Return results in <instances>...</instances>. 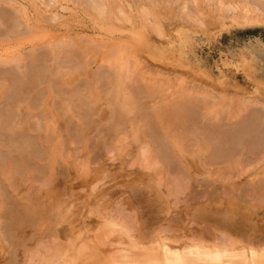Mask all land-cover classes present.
Returning a JSON list of instances; mask_svg holds the SVG:
<instances>
[{"label": "rangeland", "instance_id": "obj_1", "mask_svg": "<svg viewBox=\"0 0 264 264\" xmlns=\"http://www.w3.org/2000/svg\"><path fill=\"white\" fill-rule=\"evenodd\" d=\"M28 1L16 0L15 6L20 7L16 8V10L19 11L14 10L12 8L14 6L8 7L10 15H13L18 20V27L16 26L17 32L15 29L10 32L14 34L12 35L14 37H6L5 34L9 33L5 28L7 26L0 23L1 62H6L5 59H9V57H17V54H21V56L27 55V58L34 53L36 57L38 54V59L40 58V61L36 58L37 61L33 59L36 62L30 60L31 64H28L30 63L28 61L32 58L31 57L28 61H25V63L22 62L19 66L14 65V63H0V170L3 168L0 173L4 169L8 172L7 176L3 172V174L1 173L3 176L0 174V207L2 208V205L4 206V210L0 208V218L4 219L6 224L5 232L12 230L16 232L19 230L17 233L20 232L22 235L25 234V236L29 235V237H32L31 241H34V244L31 246L30 241V244L28 243L25 245L21 240V244L17 242V246H14L13 244L11 245L7 239L6 242L5 240L0 242V264H9L8 261L10 262V260V264H14L15 262L16 264H22L23 262V264H27L28 260L35 261L36 258L34 257H37V250L42 251L44 249L46 251L45 247L50 249L54 247L55 242H57V246H64L68 243L76 242V240L72 238L67 237V239H64L65 233L67 232V224L64 222L59 223L57 225L58 228L55 227V231H58L59 234L57 235L59 236V240H55L57 239L55 235L56 232L53 233L54 235H51L52 239L50 235H46L47 227L51 225V220L49 218L32 220L30 223H33V226V224L31 225L30 223L25 225L23 224L25 222L19 221V218V220H17L15 216L14 218L13 215H11L14 214L13 207L16 205L27 207L30 205L28 208H33L37 206V204L41 206L47 203L52 197V199L59 198L63 200L69 209L78 206L83 211L81 216L76 219L77 227L85 226L91 228L92 223L98 220L100 216L96 210L102 212H104L103 210L112 212L115 210H123L133 217V222L136 225V227H130L129 229H138V231H130L127 229L130 233L135 234L136 232L137 235L141 226L146 228L145 231H149L147 238H145L144 242H141L139 246H135L131 242V237L134 234H131V237L125 236V238L122 234H118L119 236L106 235L107 241L104 243V246H100L102 249L100 251L101 259L113 258L114 260L115 258H119L121 253L131 250L137 252L138 249L141 248L151 253L156 245L153 236L156 231L155 229L164 224H168L169 227L172 228L171 231L177 232V234L173 235V238L177 237L179 246L186 247L185 249L183 248L186 264H206L205 258L197 254L198 248L194 246L187 247L189 242L194 245L201 240V244L197 245H202L203 250H207L210 246L219 249L222 247L219 245V243L222 245L220 242L222 236L226 235H229L233 239L243 240L247 245V247L243 249V252L234 244H230L228 245L231 251L230 253L248 254V252H253L256 256L255 258L260 259L261 257L257 256H259L260 251L264 252V227H262L264 224L262 223V226L255 224L251 219L246 222L243 218L244 216L247 218L253 216L250 214L251 212L253 213V210H255L258 216L264 218V150L261 151L262 153L260 152V154L259 149L256 147L259 143H262V147L264 146V127L261 129L256 123L251 122L256 115L264 113V109L259 107L261 105H256L258 103L257 101H255L256 104L254 102L257 96L264 99L261 91V95L259 92L257 93V91L262 88L260 87L262 86L261 82H264V13L262 15L259 14V10H264V0H252L251 5H256V7L258 6L260 8L257 12L255 9V12H249L247 16H243V10L239 7H237V10L235 7L236 5L239 6L244 0H233L232 2L236 1L240 3L235 6L231 3L234 8L231 6L230 10H226L221 6L228 0H212L213 2L211 0H196V3H194V0H189L191 3L186 4L185 7L182 3L185 0H113L119 10L123 9L122 13H118V10L115 8L116 15L114 20L112 18L114 17L113 12L115 9L114 11H112L111 8L106 9V11L102 10V16L104 15L103 17H105L102 21H100L101 14L99 17L100 19H95L93 13H90L91 9L88 10L82 0H56V4L50 5L49 3L50 6L47 0ZM218 1L223 2V4L221 2L217 4ZM135 2H140L138 3L139 6L135 4ZM145 4L148 7H143ZM45 5H48V7ZM138 7L139 10H137ZM149 7H153L154 11L153 8H150L151 10L149 11ZM188 9L197 12L195 15H198L201 21L200 23L198 21L192 22L185 17V15L187 16V13L190 12H187ZM142 10L148 12L153 11L152 14H154L155 20H157L159 24L160 35L156 34L151 27L149 28L146 21L140 19L139 15ZM157 11H159V13ZM96 12L95 10L94 13ZM96 15L98 17L99 13ZM106 15L108 20L112 19L110 21L112 22L114 20V22L111 23L108 21ZM257 15L261 17H257ZM116 16H119L118 19L120 20H118ZM122 19H124L125 21L123 22L126 23L119 22L122 21ZM115 21L117 22L115 23ZM152 21L149 22V25ZM18 23H22V25L20 26ZM25 25L31 28L28 26H26V28ZM3 28L5 30H3ZM27 29L34 30L33 33L31 32L32 35H30L31 33H29ZM61 40L63 42H70V48H73V50L74 48H79L77 49L78 51L83 49V53H75V55L78 54L80 56L78 57L76 55L78 58H76L75 55L69 57L68 59L71 61L68 63L69 60H67L66 57H62L63 54H67L65 53L67 49L61 48ZM97 43L100 48H103V45H107V47L105 46L104 49H100L99 52L93 50L96 56L89 58L90 60H86V57H88L87 52H89L93 46L95 48ZM100 43L102 46H100ZM49 44L53 47L58 45V48L60 46L63 54L60 50H57L61 55H59L57 51L56 53L58 55L56 53V55H53L54 53H52V50H50L51 52L49 51V49H51ZM116 44L120 45L119 47L121 48L125 45L126 47L124 46L122 49L128 48L127 51L130 52L131 50V52H122ZM109 47L110 49L112 48V50L116 47V49H119V52L124 55L134 53L133 55L137 58L138 62L135 57L131 58L132 54L130 56L128 55V60L131 61L133 59L135 61H131V66L136 64V68H134L135 66L132 67L130 72L132 82L134 80H144L145 83L149 82L147 86L150 85L149 87L155 90V93H152L153 91L149 93V91L146 90L147 93L141 92L135 95L137 98L133 101L136 102L137 105L135 107L131 104L127 106V111L132 109L133 115H123L125 113L124 107L121 109V105H119L118 101L115 99L114 102L112 101L114 104H111L114 107H109L112 112L116 108V111L113 113L114 115L112 114L109 117L104 115V113H107V111L103 112L108 108V105H106L105 109L102 107L104 110L99 112L101 115L103 113L105 117L101 116V118H98L96 116L98 110L94 107V103H91L92 101L88 102L89 100L85 97L86 91L89 88L92 90L94 84L96 83V86L99 81L102 82L98 84L99 91L101 90V92H103L107 90V88L109 89L112 74L118 71L102 60V57L105 56L104 53H107L106 48L109 49ZM35 48H37V50ZM77 50L75 49L74 51L78 52ZM39 53H44L43 56L45 57L41 55L44 59L39 56ZM54 56L59 60L57 61ZM1 57H3V59ZM73 57H75V59ZM80 57H84L83 59L85 60L82 61ZM54 59L56 62H60L61 65L58 64L61 67L78 73L79 77L75 75L77 79L74 78L76 81H72V84L70 82L72 87L74 86L75 88L70 89L71 86H65V88L68 87L71 90L67 88V92L70 91V94L73 92L72 89H76V92H78L76 95L74 90L76 96L72 98L71 96L66 97L69 93H65V95L59 90V88L63 86L59 87L58 84H50L49 67L47 66L52 64ZM63 59H65L67 63H63L65 61ZM43 61L46 66H42V64H44ZM99 61H103L104 63H99ZM37 69H39V72L41 71L38 84H36L38 86L35 85L36 87L34 86L35 88H33L32 92L29 90L31 94L29 91V94H21V101L18 100L13 108H8L10 106L7 100V94H5V97L2 92L7 86L6 83L9 84L10 82L7 81L8 79L6 77H15L18 73L21 74L24 79L28 76V73L31 75ZM245 69L250 72L251 78L244 73ZM46 70L48 71L46 72ZM146 74H148V76H146ZM114 75L116 74H113V77ZM157 77L158 79L161 78L158 87L156 86V81H158ZM155 79L156 81L154 82ZM48 81L50 83H48ZM74 83L76 86L73 85ZM51 85L52 87L55 85V88L57 85L55 92V89L51 88ZM50 89L53 91H49ZM131 90H134L132 86ZM60 94L63 98L57 96ZM39 95H41L45 103H47L45 99L52 100V105H54L56 96L61 98L59 100L57 99L61 104L70 100L66 98L72 99V108L63 118V120H67V125L69 122L70 127L65 128L67 127L66 125H64V127L53 125L57 128L55 127L56 129L52 131L51 128L54 127L50 125L51 123L49 124L51 118L47 117L51 111H47L49 107H47V109L44 108V105L47 106L48 104H43L41 99L38 100ZM242 101H244V103L248 102L249 104L246 103V105L250 106V108L247 109L244 107L242 110L241 108L246 106ZM73 102L76 104L80 103L81 107L83 106L80 112L75 107L76 105L74 106L75 103ZM48 103L49 105L51 104L49 101ZM241 103L243 104L242 107L240 106L242 105ZM181 104H183V106L187 105L189 106L188 108L193 109L189 110L191 112L194 111L193 113L190 112L191 115L194 114V119L196 118L195 116L198 115L195 119L196 121L192 120L194 125H188L187 127L188 121L181 122L178 121L180 119H174V121L165 119L166 114L162 116L164 113L160 114L159 117L161 118L157 117L155 122L153 120L152 122L154 123L151 126L145 125L142 121L145 119L143 115L146 110L150 112L153 111L157 114L164 110L173 109ZM183 106L181 105V108H183ZM73 107H75V109ZM118 108L121 109H119V113H121L123 117H118L117 115L119 114H115L116 112L118 113ZM188 108L184 107L189 113ZM255 108L258 110V113L253 110ZM73 109L75 111L77 109V113ZM202 109L205 110L203 111ZM259 109L261 110L260 112ZM213 110L217 112L215 113L216 115L206 114V112H212ZM8 112L10 117L9 114H5ZM202 112L205 113L201 116V114H203ZM73 114L77 116L75 117ZM3 115L5 118L10 119V128H2L4 121ZM213 117H216L215 119L218 120L212 121ZM248 117V123L245 124L243 121ZM162 119H165V121L161 123ZM58 123L60 122L58 121ZM195 123H197V125H195ZM160 124H162V127ZM228 125H232L231 128H229L230 126ZM48 126L50 128H48ZM129 126H131L132 129ZM139 126L141 128L145 126V129H140ZM208 126L212 127L210 128L211 130L207 128ZM213 126L215 128H213ZM113 128H116L115 131L117 130L115 135H113L114 131L111 130ZM174 131L178 132V136L185 145L186 151L185 153H181L183 156L177 152L178 148H172V144L168 138ZM60 138L62 139L61 141ZM142 143H148L151 147L163 149V151L166 149L165 154L167 153L168 160L159 156V163L153 164L154 168L152 167L151 169L149 166L143 165L135 155L138 145ZM253 145H255V147ZM53 146H56V149H53ZM57 146L59 148L58 151ZM61 147L63 148L61 149ZM55 150L58 154H56ZM58 157L59 159L57 161ZM53 158L56 162L53 161ZM194 160H199L201 162L203 167L202 171H195L190 167L191 162L193 163ZM18 161L21 162L19 163ZM22 163H24L22 165L23 167H21ZM157 167H166L167 169L163 168L165 171L163 172L164 177L162 176V181L164 179L165 182H172L178 176H181L186 179V183L183 186L184 188H181V191H171L173 198L171 215L167 217L165 221L159 222L158 225L149 226V214L144 213L145 216L143 217V210L146 212L144 208H146L147 205L144 202L138 201L140 200L139 198H143L142 196L148 189L151 190V188H147L141 184H134L133 181L136 180L138 182L139 177L141 178L143 174H146V176L149 174L148 177L151 178L150 186L154 189L161 188L163 190L161 181H158L159 178L152 175ZM4 175L7 177L6 179ZM169 183L167 184L171 187L170 184L173 185V183ZM70 193L72 195L76 193L77 199L75 200L76 197H74V195L72 196ZM78 195H80V197ZM137 199L139 200L137 201ZM233 200L235 201L231 202ZM226 204L231 205L233 207V213L237 214V217H233V220L242 221L244 224L249 222V225L252 223L254 224L253 229L249 230V227H243L244 229L240 234V232L232 228H227L223 230V232L217 226L207 227L208 223L201 220L200 210H209L208 208L210 207H216L217 213L210 217V220H212L211 222H213L220 218H225L227 213L230 214V206L228 207ZM204 207L206 208L204 209ZM196 208L198 209L196 210ZM241 209H247L245 210L246 213L247 211L250 212L247 215L243 213L244 211ZM197 211L199 213H197ZM138 213H141V218H139L141 221L137 219L139 222L136 223V218H138L136 214ZM10 216L19 221L18 226H20L19 228L23 227L21 230L24 231H20V229L16 228L14 219ZM233 220H231V223L234 224ZM12 221L14 222L13 225L15 228L9 226ZM30 228L31 230H29ZM178 229L181 230V233H178ZM182 230L183 232L186 231L185 233L189 236H186L184 233L182 234ZM93 232L95 231L93 230L92 233ZM117 233H123V231L119 230ZM97 234L100 233L98 232ZM180 234L181 237L178 238ZM190 235L191 238H189ZM45 236H47L46 239ZM110 238L119 241V249L113 250L112 244L114 242H111L109 240ZM41 243L44 245V248ZM37 244H41L42 247L41 245L40 247L43 249H40ZM50 244H53V246ZM36 246L39 249L35 251ZM18 247L19 249H17ZM34 252L36 256L32 257L31 255H35ZM244 256L245 254L243 256L235 255L230 257L233 261L230 262V264H245L244 259L246 256ZM29 257H32V259ZM104 259L100 260L99 263L104 264ZM133 259L136 260L139 258L136 257ZM31 261H29L28 264H34V261L32 263ZM136 261L141 262L142 260L139 259ZM152 262L153 260L150 257L148 264Z\"/></svg>", "mask_w": 264, "mask_h": 264}, {"label": "bare ground", "instance_id": "obj_2", "mask_svg": "<svg viewBox=\"0 0 264 264\" xmlns=\"http://www.w3.org/2000/svg\"><path fill=\"white\" fill-rule=\"evenodd\" d=\"M28 1V0H27ZM31 1V0H30ZM45 1V0H44ZM47 1H49L48 2V5H49V3H50V5H55L56 4V0H47ZM62 1V0H61ZM65 1V0H64ZM77 1V0H76ZM83 1V3L86 5V7H87V9L88 10H90V13L92 14L93 13V15H94V17H95V19L97 18V19H100L99 17H100V14H101V19H100V21H102L103 19H105V17H103L102 16V10H105L106 11V9H109V8H111L112 9V11H114V9L116 8L118 11V13H122V10H119L117 7H116V3L114 4V1L113 0H82ZM171 1V0H170ZM192 1V0H191ZM210 1V0H209ZM212 1V0H211ZM223 1V0H222ZM227 1V0H226ZM233 0H228L225 4H223V2H221V1H218L217 2V4L219 3V2H221L223 5H221L222 6V8L224 7V9H226V10H230L231 8V6H232V4H234V6L236 5V4H239L238 2H232ZM239 1V0H238ZM250 0H244V2L242 1V3L241 4H239V6H235L236 7V9H237V7H239L241 10H243V12H244V15L243 16H247V14L249 13V12H252V11H254V9H255V11L257 12L258 10H259V8L260 7H256V5L255 6H253V5H251V3H252V0L249 2ZM258 1H263V0H258ZM29 2V1H28ZM33 2V1H32ZM72 2V1H71ZM131 2V1H130ZM153 2V1H152ZM213 2V1H212ZM15 3H16V0H14V1H11V0H0V23H2V24H4L5 26H7V27H5L6 28V31H8L9 33H7V34H5V36L6 37H11L12 35H14V34H12V33H10L11 31H14V29L16 30L17 29V22H18V20L13 16V15H10V13H9V10H8V7H12V6H14V7H12L14 10H16V8H18V7H16L15 6ZM51 3H53V4H51ZM55 3V4H54ZM66 3V2H65ZM68 3V2H67ZM138 3H140V2H138ZM138 3H136L135 2V4H137L138 6H139V4ZM170 3V2H169ZM175 3V2H174ZM183 3V5H184V7H185V5L186 4H188V3H191L189 0H185L184 2H182ZM194 3H196V0H194ZM232 3V4H231ZM18 4V3H17ZM19 4H20V2H19ZM44 4H45V2H44ZM117 4H118V2H117ZM149 4H151V3H149ZM176 4V3H175ZM204 4V3H203ZM214 4H215V1H214ZM220 4V3H219ZM261 4V3H260ZM21 5V4H20ZM25 5V4H24ZM48 5L46 6V7H48ZM49 5V6H50ZM134 5V4H133ZM142 5V4H141ZM152 5V4H151ZM160 5V4H159ZM164 5V4H163ZM162 5V6H163ZM226 5V6H225ZM178 6V5H177ZM52 7V6H51ZM82 7V6H81ZM84 7V6H83ZM136 7V6H135ZM143 7H148V6H146V4H145V6H143ZM199 7V6H198ZM233 7V6H232ZM20 8V7H19ZM21 8H22V6H21ZM151 7H149V11L153 8H151ZM228 8V9H227ZM234 8V7H233ZM23 9V8H22ZM110 9V10H111ZM116 9H115V11L113 12L114 13V17L112 18V19H114L115 18V15H116ZM135 9V8H134ZM147 9V8H146ZM170 9H171V7H170ZM257 9V10H256ZM13 10V11H14ZM84 10H86V9H84ZM83 10V11H84ZM97 11L96 13H94V11ZM137 10H139V7H138V9ZM162 10V9H161ZM238 10V9H237ZM241 10H240V13H241ZM16 11H19V10H16ZM91 11H93V12H91ZM109 11V10H108ZM135 11V10H134ZM153 11H154V8H153ZM152 11V12H153ZM190 11V12H189ZM225 11V10H224ZM254 11V12H255ZM111 12V11H110ZM123 12H125V11H123ZM152 12H148V11H145V10H142V12H141V14L139 15L140 16V19L142 20H144V21H146L147 22V25L149 26V28L151 27V29L156 33V34H159L160 33V28H159V24H158V22H157V20H155V16H154V14H152ZM158 13H159V11H157ZM187 12H189V13H187V16L185 15V17L188 19V20H190V21H192V22H195V21H198L199 23L201 22L200 21V19H199V17H198V15H195V13L197 14V12H195V10L193 11V10H190V9H188V11ZM14 13H15V11H14ZM87 13H88V11H87ZM99 13V15H98V17H97V15L96 14H98ZM109 13V12H108ZM253 13V12H252ZM264 13V10L262 11V10H259V14L260 15H262ZM112 14V13H111ZM126 14V13H125ZM134 14H135V12H134ZM138 14H139V11H138ZM162 14V13H161ZM200 14V13H199ZM17 15V14H16ZM120 15V14H119ZM124 15V14H123ZM136 15V14H135ZM250 15V14H249ZM259 15V16H260ZM18 16V15H17ZM16 16V17H17ZM109 16V15H108ZM121 16V15H120ZM159 16V15H158ZM203 16V15H202ZM258 15H257V17H259ZM117 17V16H116ZM119 17V16H118ZM118 17H117V19H118ZM128 17H129V15H128ZM137 17V16H136ZM142 17V18H141ZM261 17V16H260ZM121 18V17H120ZM126 18V17H125ZM130 18V17H129ZM128 18V19H129ZM19 19V18H18ZM106 19H107V15H106ZM112 19H110V20H112ZM131 19V18H130ZM157 19V18H156ZM108 20V19H107ZM110 20H108V21H110ZM115 20V19H114ZM114 20L111 22V23H113L114 22ZM118 20H120V19H118ZM153 20V21H152ZM21 21V20H20ZM106 21V20H105ZM107 21V22H108ZM123 21H125L124 19H122V21H119V22H123ZM150 21H152V23H150V25H149V22ZM106 22V23H107ZM117 21H115V23H116ZM133 22V21H132ZM123 23H126V22H123ZM130 23V22H129ZM129 23H127V24H129ZM142 23H144V22H142ZM163 24V23H162ZM18 25H22V23H18ZM108 25V24H107ZM145 25V24H144ZM17 26V27H16ZM19 26V27H20ZM26 26H28V25H25V27ZM143 26V25H142ZM146 26V25H145ZM28 27H30V26H28ZM27 28V27H26ZM31 28V27H30ZM105 28V27H104ZM130 28V27H129ZM148 28V27H147ZM164 29V28H163ZM3 30H5L4 28H3ZM24 30V29H23ZM27 30H29V29H27ZM31 30H33V29H30L29 30V33H33L34 32V30L33 31H31ZM142 31V30H141ZM16 32H17V30H16ZM25 32H27V31H25ZM14 33V32H13ZM23 33V32H22ZM32 33L30 34V35H32ZM160 35V34H159ZM12 37H14V36H12ZM156 38V37H155ZM159 38V37H158ZM127 39H128V37H127ZM62 41V40H61ZM106 41V40H105ZM104 41V42H105ZM123 41V40H122ZM53 42V41H52ZM59 43V42H58ZM61 43V42H60ZM70 43V42H69ZM68 43V41L67 42H63L62 41V43H61V48H66L67 50H65V53H67V54H63L62 53V51H61V49H60V46H59V48L56 46H51L50 44H49V46H50V48L51 49H49V51L50 50H52V53H54L53 55H56L57 53L59 54V55H61V53L63 54L62 55V57H66V59L67 60H69V62L68 63H70V59H68L69 57H72L73 55H75V53H79V52H81V53H83V49H81V51H78L77 49H79V48H74V50L76 49L78 52H75L74 50H73V48H70V45L71 44H69ZM71 43H73V42H71ZM128 43V42H127ZM54 44H55V42H54ZM54 44H52V45H54ZM93 44H95V43H93ZM122 44V43H121ZM97 46H95V48H94V46H93V48L92 49H90L89 50V52H87L88 54H87V56L88 57H86V60L88 59V60H90L89 58H92V57H94V56H96V54H94L95 52H99L100 51V49H104L105 48V46L107 47V45H101V43H100V46H102L103 48H100V47H98V43L96 44ZM113 46V45H112ZM116 46L118 47V48H120L121 49V51L122 52H125V51H127V49H122L124 46H122V48L121 47H119L120 45H117L116 44ZM114 47V46H113ZM126 47V46H125ZM36 50H37V48H35ZM62 49V50H63ZM39 50V49H38ZM60 50L61 51V53L60 52H58V51ZM95 52H94V51ZM106 50H107V53L105 52L104 54H105V56H106V58H105V56H104V54H103V56L104 57H102V60L106 63H108L109 65H111V66H113V68H115L116 70H118V71H116V73H113V74H116V75H114V77H113V74H112V77H111V81H110V77L108 78L109 79V81H110V87H109V89L107 88V90H104L103 92H101V90L99 91L98 89H99V83L101 82V81H99V83L95 86V84H94V86H93V88H92V90L89 88L86 92V98L89 100L88 102H90V101H92L91 103H94L93 105H95L94 107H96V110H98V112L96 113V116L98 117V118H101V116L102 117H109L110 115H112L113 113H114V111H116V108H115V110L112 112V111H110L111 109L110 108H112V107H114V106H112L111 104H114V103H112V101L114 102L115 101V99L118 101V103H119V105H121V109L123 108L124 109V111H125V113L123 114V115H126V114H131V115H133L132 114V112H133V110L132 109H130V110H128L127 111V106L128 105H132V106H136L137 104H136V102H134L133 100H135L136 98H137V96H135L137 93H141V92H146L147 93V91H149V93H150V91H153L152 93H155V90L153 89H151L149 86H147L148 85V83L146 82L145 83V81L144 80H134L133 82H132V79L130 78V75H131V69H132V67H134L136 64H133L134 66H131V61L133 60H128L129 58H128V55L130 56L131 54H127V52H129V51H127L126 52V54L127 55H124V54H122L121 52H119L120 50L118 49H116V47L114 48V50H112V48L110 49V47H109V49H107L106 48ZM105 50V51H106ZM49 51H47V52H49ZM55 51V52H54ZM56 51H57V53H56ZM64 51V50H63ZM40 52V51H39ZM51 52V51H50ZM101 52H102V50H101ZM130 52H131V50H130ZM129 52V53H130ZM133 52V51H132ZM19 53V52H18ZM38 53V52H37ZM56 53V54H55ZM103 53V52H102ZM121 53V54H120ZM40 55V57L41 58H43V57H45V56H43V54H41V53H39ZM51 54V53H50ZM57 54V55H58ZM99 54V53H98ZM134 54V53H133ZM131 55V58H133V57H135L134 55ZM16 55V54H15ZM19 55V56H18ZM43 57H42V56ZM52 55V56H53ZM78 57L80 56V55H78V54H76ZM75 55V56H76ZM99 55H102V54H99ZM17 57H9V59L7 60V59H5L6 60V62H1L2 60L0 59V63H14V65H16V66H19L22 62H24L25 63V61H28V59L29 58H31V59H29V61L28 62H30V60H33V59H36L37 57H38V54H37V57L35 56V54L33 53L32 55H30V56H28L27 58H26V56L27 55H22L21 56V54H17L16 55ZM47 56V55H46ZM68 56V57H67ZM76 56V58H78ZM124 56H126V57H124ZM8 57V56H7ZM55 57V56H54ZM60 57V56H59ZM61 57V58H62ZM2 59H3V57H1ZM74 59H75V57H73ZM81 58V57H80ZM84 57H82L81 59H82V61L83 60H85V59H83ZM99 59H101L100 57H98ZM38 59V58H37ZM37 59H36V61H37ZM40 59V58H39ZM38 59V61H40ZM44 59V58H43ZM46 59V58H45ZM55 59H57V61L59 60L58 58H56L55 57ZM54 59V62H52V64H50L49 66H47V67H49V74H50V76H49V81L51 82H49L48 81V83H50V84H58V86L60 87V86H63L61 89L59 88V90L61 91V93L63 92L64 94L65 93H69V95L68 96H66V97H70L71 96V98L72 97H74V96H76L77 95V93L78 92H76V89H74L75 90V94H74V90L72 89V93L70 94V89L71 88H75L74 86L72 87V81H76L75 79H77V76H78V73L76 72V71H69V70H67V69H65L64 67H61L60 65V62H56V60ZM98 59V60H99ZM135 59H136V61L138 62V60H137V58L135 57ZM53 60V59H52ZM63 60H65V59H63ZM8 61V62H7ZM34 62H36L35 60H33ZM46 61V60H45ZM61 61V60H60ZM103 61H99V63L101 62H103ZM134 61V60H133ZM27 62V63H28ZM44 62V61H43ZM72 62H73V60H72ZM103 62V63H104ZM135 62V61H134ZM133 62V63H134ZM50 63V62H49ZM60 65H59V64ZM63 63H67L66 62V60L63 62ZM28 64H31V62L30 63H28ZM27 64V65H28ZM26 65V66H27ZM39 65V64H38ZM43 65H45L46 66V64H45V62H44V64H42V66ZM63 65V64H62ZM70 65V64H69ZM71 65H72V63H71ZM68 67H71V66H68ZM32 68V67H31ZM134 68H136V66L134 67ZM36 69V68H35ZM43 69V68H42ZM47 69V68H46ZM43 70H45V69H43ZM48 70H46V72L48 71ZM30 71V70H29ZM133 71V70H132ZM45 72V73H46ZM75 72H76V74H75ZM21 73V72H20ZM244 73L246 74V75H248V77H250L251 78V76H250V72L248 71V70H246L245 69V71H244ZM48 74V73H47ZM48 74V75H49ZM133 74H134V72H133ZM24 75V74H23ZM30 73H28V79H27V77H25L24 79L22 78V75L21 74H18L17 73V75L15 76V77H12V76H10L9 78L8 77H6L7 79V81H10L9 82V84H7L6 83V88L5 89H3V93H4V95L3 96H5V94H7L6 96H7V100L9 101V106L10 107H8V108H13L14 107V105H16V102L19 100V101H21V98H20V96H21V94L23 95V94H27L28 93V91L30 90L31 92L33 91V88H35L36 86H38V85H36V84H38V80H39V75H41V71L39 72V69H37L35 72H33L30 76ZM75 75H77L76 77H75ZM119 75V76H118ZM25 76V75H24ZM133 76V75H132ZM146 76H148V74H146ZM150 76V75H149ZM5 77V76H4ZM79 77V76H78ZM43 78H44V76H43ZM75 78V79H74ZM142 78V77H141ZM156 78V77H155ZM149 79H150V77H149ZM151 79H152V77H151ZM160 79V80H159ZM158 79V77H157V80L158 81H156V79L154 80V82L156 81L157 82V87H158V85L160 84V82H161V78H159ZM47 80V79H46ZM131 83H130V82ZM143 83H145V84H143ZM153 81V80H152ZM160 81V82H159ZM162 81H163V79H162ZM70 82H71V84H70ZM97 82V81H96ZM102 83V82H101ZM163 83V82H162ZM161 83V84H162ZM68 84V85H67ZM70 84V85H69ZM151 84V83H150ZM36 85V86H35ZM40 85V84H39ZM52 85H51V88H53V89H55L54 90V92L56 91V88H57V85H56V88H55V85H54V87H52ZM73 85H75V83L73 84ZM134 85V86H133ZM152 85V84H151ZM261 85L262 86H260V87H262L259 91H257V93L259 92V94L261 95V93H260V91L262 92V95L264 96V82L262 83L261 82ZM35 86V87H34ZM65 86H71L70 87V91L69 92H67V88H65ZM76 86V85H75ZM131 86L134 88V90H131ZM155 86V87H156ZM4 87H5V85H4ZM48 87V86H47ZM160 87V86H159ZM49 88H50V86H49ZM48 89V88H47ZM258 89H259V87H258ZM37 90V89H36ZM58 90V89H57ZM147 90V91H146ZM29 91V93L31 94V92ZM49 91H53L52 89H50ZM138 91H140V92H138ZM7 92V93H6ZM43 92V91H42ZM53 92V93H54ZM28 93V94H29ZM34 93H36V92H34ZM256 93V94H257ZM63 95V94H62ZM66 95V94H65ZM5 96V97H6ZM8 96H9V99H8ZM36 96V95H35ZM58 97H61V98H63L62 96H61V94L60 95H57ZM56 96V100L54 101V105H52V100H47V99H45V101H47V103H45V102H43V100H42V98H41V95H39V98H38V100L39 99H41V101L43 102V104L45 103V104H48L47 106L46 105H44L45 107L44 108H46L47 109V107H49L48 109H47V111H51L50 112V114H49V116H47V117H50L51 119L49 120L50 122H49V124L52 126V127H54L53 125H60V127H64V125H66L67 127H65V128H68V127H70L69 126V122H68V125H67V120H63V118L65 117V115H66V113H68V111L69 110H71V108H72V105L73 104H71V98H66V97H64V98H66V99H70V100H68V101H66V102H64L63 104H61L58 100L59 99H61V98H58ZM11 97V98H10ZM49 98H50V96H49ZM53 98H54V96H53ZM53 98H51V99H53ZM232 98V97H231ZM247 98V97H246ZM256 98V97H255ZM254 98V99H255ZM11 99V100H10ZM33 99V98H32ZM35 99V98H34ZM58 99V100H57ZM240 99H242V98H240ZM244 99V98H243ZM232 100V99H231ZM239 100V99H238ZM251 100V99H250ZM48 101L51 103L50 105H49V103H48ZM61 101V100H60ZM117 101H116V103H117ZM241 101V100H240ZM244 101H245V99H244ZM244 101H242V103H244ZM246 101H248V100H246ZM255 101H257L258 103H260V104H256V102ZM81 102V101H80ZM254 102H255V104L256 105H261V106H259V107H262V109H264V99H261V98H259L258 96H257V99H255L254 100ZM21 103V102H20ZM73 103H75V102H73ZM84 103V102H83ZM220 103V102H219ZM241 103V104H242ZM246 103H248V102H245L244 103V105H246ZM80 104V103H79ZM79 104H74V106L79 110V112L81 111V109H82V107H81V104L79 105ZM86 104V103H85ZM249 104V103H248ZM106 105H108V108H107V110H104L105 109V106ZM111 105V106H110ZM182 106H183V104H181ZM181 105H177V107H175V108H171V109H169V110H164L163 112L161 111L160 113H155V112H153V111H145V113H144V117L143 118H145L144 120H142L144 123H145V125H152L156 120L155 119H157V117L158 118H161V117H159V115L160 114H162V113H164V114H162V116H164L165 114H166V118L165 119H168V120H172V121H174V119H176V120H178V119H180V120H178V121H181V122H186V121H188L187 122V125H186V123H185V125L188 127V125L190 126V125H194L192 122L193 121H196L195 119L197 118V116L198 115H196L195 117V119L193 118V116H194V114L193 115H191L190 114V110H193L192 108L190 109V108H188L189 106H187V105H185V106H183V108H181ZM198 105V104H197ZM196 105V106H197ZM224 105V104H223ZM8 106V105H7ZM176 106V105H175ZM220 106V105H219ZM241 107L243 106V104L242 105H240ZM75 107H73L74 109H75ZM86 107V106H85ZM104 109H103V108ZM110 107V108H109ZM117 107V106H116ZM184 107H186V108H188V111H189V113L187 112V110L186 109H184ZM204 107V106H203ZM241 107H239V108H241ZM244 107H246L247 109L248 108H250V106H243L241 109L243 110V108ZM125 108H126V110H125ZM195 108V107H194ZM245 108V109H246ZM73 109V110H74ZM77 109H76V111H77ZM85 109V108H84ZM119 109L120 108H118L117 109V111H118V113L116 112L115 114H119V115H117L118 117H123V115L121 114V113H119L120 111H119ZM120 109V110H121ZM140 109H142V108H140ZM190 109V110H189ZM205 109H206V107H205ZM204 109V110H205ZM211 109V108H210ZM244 109V110H245ZM44 110V109H43ZM86 110V109H85ZM95 110V109H94ZM102 110H104L103 112H105V111H107V115L104 113V115H103V113H102V115L99 113L100 111H102ZM203 110V109H202ZM203 110V111H204ZM255 112H257L258 110L255 108V109H253ZM7 111V110H6ZM75 111V110H74ZM75 111V112H76ZM250 111V110H249ZM261 110L259 109V112H260ZM73 112V111H72ZM74 112V113H75ZM78 112V113H79ZM84 112V111H83ZM122 112V111H121ZM141 112H143V111H141ZM140 112V113H141ZM194 111H192L191 113H193ZM240 112V111H239ZM242 112V111H241ZM11 113V112H10ZM47 113H49V112H47ZM77 113V112H76ZM123 113V112H122ZM203 114H201V116L202 115H204V113L205 112H202ZM207 113H209V115H213V114H215V113H217V112H214V110L212 111V112H206V114ZM258 113V112H257ZM256 113V114H257ZM4 114V113H3ZM5 114H9V112L8 113H5ZM4 114V115H5ZM72 114V113H71ZM79 114H81V113H79ZM205 114V115H206ZM255 114V115H256ZM3 115V118H4V121H3V125H2V128H10L11 127V122H9V120L10 119H8V118H5V116ZM47 115V114H46ZM74 116H75V114H73ZM114 115V114H113ZM120 115H122V116H120ZM208 115V114H207ZM216 115V114H215ZM218 115V114H217ZM12 116V115H11ZM73 116V117H74ZM77 116V115H76ZM75 116V117H76ZM79 116V115H78ZM128 116V115H127ZM192 116V117H191ZM235 116V115H234ZM9 117H10V114H9ZM125 117V116H124ZM140 117H142V116H140ZM204 117V116H203ZM217 117V116H216ZM215 117V118H216ZM133 118V117H132ZM137 118V117H136ZM135 118V119H136ZM192 118V119H191ZM209 118V117H208ZM207 118V119H208ZM214 117L212 118V121H215V120H218V119H215ZM251 118V117H250ZM103 119V118H102ZM124 119V118H123ZM165 119L163 120H161V123L163 122V121H165ZM205 119V118H204ZM104 120V119H103ZM118 120V119H117ZM130 120V119H129ZM154 120V122H152ZM193 120V121H192ZM199 120V119H198ZM248 120H249V117L247 118V119H245L243 122L245 123V124H247L248 123ZM58 121L60 122V123H58ZM134 121V120H133ZM130 122H132V121H130ZM169 122V121H168ZM176 122V121H175ZM251 122H253V123H256L258 126H259V128H261L262 129V127H264V113H259L258 115H256L252 120H251ZM55 123V124H54ZM56 123H58V124H56ZM151 123V124H150ZM160 123V122H159ZM190 123V124H189ZM192 123V124H191ZM252 123V124H253ZM48 124V125H49ZM141 124L143 125V123L141 122ZM140 124V125H141ZM181 124V123H180ZM237 124V123H236ZM255 124V125H256ZM263 124V125H262ZM49 125V126H50ZM155 125V124H154ZM162 124H160V126H161ZM195 125H197V123H195ZM48 126V128H50ZM157 126V125H156ZM205 126V125H204ZM226 126V125H225ZM228 126H230V125H228ZM232 126V125H231ZM231 126L229 127V128H231ZM234 126H237V125H234ZM242 126V125H241ZM56 127V126H55ZM51 128L52 129V131H54V129H56V128ZM59 127V128H60ZM130 128H131V126H129ZM135 127V126H134ZM140 127V126H139ZM145 127V126H144ZM144 127H140V129H145ZM162 127V126H161ZM164 127V126H163ZM206 127V126H205ZM238 127H239V125H238ZM248 127V126H247ZM151 128V127H150ZM149 128V129H150ZM207 128H209V130H211L210 128H212V127H207ZM213 128H215L214 126H213ZM226 128H227V126H226ZM244 128V127H243ZM45 129H47V128H45ZM50 129V130H51ZM61 129V128H60ZM64 129V128H63ZM116 129V128H115ZM115 129L113 128V129H111V130H113L114 131V134L113 135H115L116 133H117V130L115 131ZM132 129V128H131ZM167 129V128H166ZM175 129V128H174ZM185 129V128H184ZM193 129V128H192ZM236 129V128H235ZM240 129V128H239ZM50 130H48V131H50ZM62 130V129H61ZM68 130V129H67ZM67 130H65V131H67ZM134 130H136V129H134ZM146 130H147V128H146ZM226 130V129H225ZM60 131V130H59ZM201 131V130H200ZM8 132V131H7ZM47 132V131H46ZM135 132V131H134ZM157 132V131H156ZM170 132V131H169ZM193 132V131H192ZM202 132V131H201ZM211 132V131H210ZM13 133V132H12ZM54 133H56V132H54ZM68 133V132H67ZM66 133V134H67ZM138 133V132H137ZM140 133V132H139ZM244 133V132H243ZM208 134V133H207ZM134 135V134H133ZM139 135V134H138ZM179 134H178V132H176V131H174L173 133H171L170 134V137H168L169 138V140H170V142H171V144H172V148L174 147V148H178V150H177V152H179L180 154L181 153H185V151H186V149H185V145L182 143V139L178 136ZM208 136V135H207ZM58 137V136H57ZM60 137H61V135H60ZM230 137H231V135H230ZM158 138V137H157ZM183 138V137H182ZM57 139V138H56ZM59 139V138H58ZM65 139V138H64ZM148 139V138H147ZM10 140V139H9ZM62 139L60 138V141H61ZM146 140V139H145ZM245 140V139H244ZM58 141V140H57ZM137 141V140H136ZM135 141V142H136ZM148 141V140H147ZM134 142V143H135ZM150 142V141H149ZM222 142H223V139H222ZM252 143V142H251ZM254 143V142H253ZM64 144V143H63ZM62 144V145H63ZM226 144V143H225ZM257 144V143H256ZM61 145V146H62ZM246 145V144H245ZM244 145V146H245ZM58 146H59V144H58ZM58 146H57V151H58ZM65 146V145H64ZM165 146V145H164ZM254 147H255V145H253ZM56 146H53L52 148L53 149H56L55 148ZM210 147V146H209ZM225 147V146H224ZM256 147L259 149V153L261 152V151H263L264 150V146L262 147V143H259V144H257L256 145ZM51 148V149H52ZM63 147H61V149H62ZM165 148V147H164ZM170 148V147H169ZM251 148V147H250ZM207 149H208V147H207ZM211 149V148H210ZM54 151V150H53ZM52 151V152H53ZM56 151V150H55ZM56 151V154H58V152ZM165 151H166V149H164V151H163V149H156V148H153V147H151L150 146V144H144V143H142V144H140V145H138V147H137V150H136V157H137V159L143 164V165H145V166H149L151 169H152V167H153V164H158L159 162H158V160H159V156H162L165 160H168V157H167V153L165 154ZM182 151V152H181ZM189 151V150H188ZM46 152V151H45ZM192 152V151H191ZM59 153H60V150H59ZM219 153V152H218ZM262 153V152H261ZM260 153V154H261ZM55 154V153H54ZM192 154V153H191ZM263 154H264V152H263ZM45 155V154H44ZM182 155V154H181ZM188 155V154H187ZM47 156V155H46ZM54 156V155H53ZM58 156V155H57ZM180 156V155H179ZM183 156V155H182ZM89 157V156H88ZM229 157V156H228ZM55 158V157H54ZM54 158H53V161H54ZM226 158V157H225ZM58 159H59V157L57 158V161H58ZM182 159V158H181ZM56 160V159H55ZM89 160V159H88ZM2 162V161H1ZM19 163L21 162V161H18ZM25 162V161H24ZM54 162H56V161H54ZM61 162V161H60ZM215 162V161H214ZM219 162V161H218ZM239 163V162H238ZM24 163H22L21 164V167H23L22 165H23ZM51 164H53V163H51ZM86 164H87V162H86ZM16 165V164H15ZM54 165V164H53ZM191 166L190 167H192V169H194L195 171L197 170V171H202V164H201V162L199 161V160H194L193 161V163L191 162V164H190ZM204 165V164H203ZM1 166V165H0ZM56 166V165H55ZM163 166V165H162ZM3 167V166H2ZM237 167V166H236ZM8 168V167H7ZM20 168V167H19ZM154 168V167H153ZM163 168L164 167H157L156 168V171H154V174L152 173V175L153 176H156L157 178H159V182L161 181V183H162V185L161 186H163V190L160 188H153V187H151L150 186V177H148V175L149 174H147V176H146V174L144 175L143 174V176L140 178L139 177V179H138V182L136 181V180H132L133 181V183L134 184H141V185H143V186H145V187H147V188H151V190L150 189H148L147 191H146V193L142 196L143 198H139V199H137V201L138 202H144V203H146V205H147V207L146 208H144L145 209V211L146 212H144V210H143V217L145 216L144 215V213L146 214H149V216L150 217H148V219H149V221H148V225L149 226H154V225H158V223L159 222H162V221H165V219L167 218V217H169L170 215H171V208H172V200H173V198H172V194H171V191L172 192H175V191H181V188L184 186V184L186 183V179L185 178H183V177H181V176H178L176 179H174V181H172V182H170V181H166L165 182V180L163 179V181L161 180L162 179V176L164 177V171L165 170H163ZM3 169V168H2ZM1 169V170H2ZM164 169H166V167L164 168ZM0 170V171H1ZM7 170V169H6ZM167 170V169H166ZM235 170V169H234ZM19 171V170H18ZM3 173H5V175L7 176L8 174V172H6L5 171V169L2 171ZM1 172V173H2ZM20 172H22V171H20ZM0 173V174H1ZM2 173V174H3ZM1 174V175H2ZM20 174V173H19ZM5 175H4V178L6 179L7 177H5ZM257 175V174H256ZM3 176V175H2ZM177 176V175H176ZM258 176V175H257ZM175 177V176H174ZM253 178V177H252ZM256 178V177H255ZM166 180H167V178H166ZM4 181V180H3ZM173 183V185L172 184H170V183ZM160 183V184H161ZM167 183H169L170 184V186L171 187H169V185L167 184ZM159 185V184H158ZM184 188V187H183ZM238 188V187H237ZM154 189V190H153ZM131 191V190H130ZM71 194V193H70ZM53 195H55V194H53ZM72 195V194H71ZM74 195V197H76L75 198V200L77 199V194L75 193V194H73ZM72 195V196H73ZM57 196V195H56ZM79 197H80V195H78ZM47 198V197H46ZM45 198V199H46ZM53 198V197H52ZM49 199V201L47 202V203H45V204H42L41 206H38V204H37V206H34V204H33V208H28L27 206H14L13 207V213L14 214H11V215H13V217L15 218V219H17V220H19V221H22V222H25V223H23V224H25V225H27V223H30L32 220L34 221V220H36V219H44V218H46V219H50L51 220V225H48V227H47V236H51L54 232H56L55 233V235H56V238L57 239H55L54 237V239L55 240H59V236H57V235H59L58 234V231H55L56 230V228H58V224L59 223H66V224H64V225H66L67 226V232L65 233V236H64V239H67V237L68 238H72V239H74V240H76V242H73V243H68V244H66V245H64V246H57L56 245V243L57 242H55V245H54V247H52L53 246V244H50V245H52L51 247L52 248H50V246H49V248L50 249H47L48 247H45V249H46V251L43 249L44 248V245H43V248H41L42 247V245H41V247H40V245L39 244H37V246H39V248L40 249H43L42 251H40V250H37L36 251V249H39V248H37V246H36V248H35V251H36V253H37V257H34V258H36L35 259V261L34 260H28L27 261V264H28V262L29 261H31V263L34 261V264H102V263H99L100 262V260H103V259H101V256H100V251L102 250L101 248H100V246L102 247V246H104V243L107 241V238H106V235H108V234H110V235H114V236H116V235H118V234H122L123 235V237L125 238V236L127 237H131V234H134V233H130V231H132V230H136V229H132L131 228V230L129 229L130 227H136V225H135V223L133 222V217L132 216H130V215H128V213H126V212H124L123 210H119V211H117V210H115L114 212H112V211H109V210H103L104 212H102V211H100V210H96V212L97 213H99V218H98V220H96L94 223H92V227L91 228H88V227H85V226H81V227H77L76 226V219L77 218H79L80 216H81V214L83 213V211L78 207V206H74L73 208H68L67 206H66V204H65V202H63V200H61V199ZM37 199V198H36ZM237 199H238V196H237ZM4 200V199H3ZM35 200V199H34ZM213 200V199H212ZM235 200H233V201H231V202H234ZM2 202V201H1ZM26 202V201H25ZM21 203V202H20ZM36 203V202H35ZM39 203H41V202H39ZM43 203V202H42ZM159 203V204H158ZM4 204V203H3ZM23 204V203H22ZM30 204V203H29ZM74 204V203H73ZM246 204V203H245ZM26 205V204H25ZM40 205V204H39ZM76 205H78V204H76ZM145 205V206H146ZM226 205H228V204H226ZM124 206V205H123ZM208 206V205H207ZM214 206V205H213ZM230 206V207H229ZM135 207H136V205H135ZM208 207H210V206H208ZM223 207V206H222ZM228 207H229V212H230V214H228L227 213V215H226V217L225 218H220L219 220H216V221H213V222H211L212 220H210V217H212V216H214L213 214H215V213H217V208L216 207H210V208H208L209 210H207V209H205L206 207H204V209L205 210H200V215H201V220H203V221H205V222H207L208 224H207V227H212V226H217L220 230H226L227 228H232V229H235L236 231H238V232H240V234H241V232H242V230L246 227V228H248L249 227V230H252L253 229V225L254 224H250L249 225V222L248 223H245L244 224V222H242V221H238V220H233L234 218L233 217H237V214L236 213H233V207L231 206V205H228ZM235 207V206H234ZM1 208V207H0ZM8 208V207H7ZM7 208H6V210H7ZM212 208V209H211ZM240 208H241V206H240ZM1 209H3L4 210V206L2 205V208ZM119 209V208H118ZM198 208H196V210H197ZM250 209V208H249ZM12 210V209H11ZM242 211H244L243 213H246V211L245 210H247V209H245V210H243V209H241ZM252 210V209H251ZM139 211V210H138ZM221 211V210H220ZM220 211H218V212H220ZM12 212V211H11ZM250 212V211H249ZM249 212L247 211V215L249 214ZM196 213V212H195ZM197 213H199L198 211H197ZM141 214V213H140ZM139 213L138 214H136L137 216H138V218H136V223H138L139 221H141V220H139V218H141V215H140ZM250 214H252L253 216H249L248 218L247 217H245L244 216V218L243 219H245L246 220V222L249 220V219H251L252 221H253V223H255V224H258V225H263L264 224V218L262 217V216H258V214L255 212V210H253V213L251 212ZM230 215V216H229ZM255 215V216H254ZM4 216V215H3ZM9 216V215H8ZM147 216V215H146ZM11 217V216H10ZM13 217H11V218H13ZM13 218V219H14ZM19 218V219H18ZM32 218V219H31ZM198 218V217H197ZM241 218V217H240ZM12 219V220H13ZM14 219V222L12 221V225H13V223H14V225L16 226V228L17 229H20V231H24V230H21L22 228H19L20 226H18V223H19V221H17V220H15ZM29 219V220H28ZM139 221H138V220ZM212 219V218H211ZM233 220L234 221V224L233 223H231V220ZM11 220V219H10ZM28 220V221H27ZM49 220V221H50ZM21 222V223H22ZM243 223V224H242ZM263 223V224H262ZM11 224H9V226H11V228H15L14 227V225L12 226ZM31 224V223H30ZM33 224V223H32ZM31 224V225H32ZM212 224V225H211ZM215 224V225H214ZM21 225V224H20ZM30 225V226H31ZM247 225V226H246ZM21 226H24V225H21ZM33 226H34V224H33ZM5 227H6V224H5V222H4V219H1L0 218V242H2V241H4L5 240V242H6V239L11 243V245L13 244L14 246L16 245V244H18V243H20V241L22 240L23 241V244H25V245H27L28 243L30 244V241H31V239H32V237H29V235H28V232H31V231H26L27 232V235L28 236H25V234H21L20 232H18L17 233V231H19V230H17L16 232L15 231H8V232H5ZM25 227V226H24ZM27 227V226H26ZM56 227V228H55ZM61 227H63V226H61ZM244 227V228H243ZM262 227H264V225L262 226ZM8 228V227H7ZM29 228V227H28ZM33 228V227H32ZM35 228V227H34ZM24 229H26V228H24ZM95 231V232H93L92 233V231L93 230ZM127 229H129L130 231H128ZM145 227L144 226H141V229L139 230V232H138V234L136 235V232H135V234L131 237V242L133 243V245H138L139 246V244H141V242L143 243L144 242V240H145V238H147V235L149 234V231H145ZM182 229V228H181ZM15 230V229H14ZM29 230H31V228L29 229ZM119 230H121V231H123V233H117ZM156 231L154 232V238H155V241H156V245H155V247L152 249V252L151 253H148L146 250H143L142 248L141 249H138V251L137 252H133L132 250L131 251H128V252H124V253H121L119 256V258H115L114 260H113V258H106V259H104L105 260V262H104V264H148V261H149V258L151 257V259L153 260V262L151 263V264H186V262H185V256H184V249L186 248L185 246H179V243H177V237H175V238H173V235H175V234H177V232H173V231H171L172 230V228L171 227H169V225L168 224H164L163 226H158V228L157 229H155ZM183 230H184V228H183ZM183 230H182V234L184 233V234H186L185 232H183ZM136 231H138V229L136 230ZM25 232V233H26ZM36 232V231H35ZM100 233V234H97V233ZM173 232V233H172ZM221 232V231H220ZM224 232V231H223ZM178 233H181V230H179L178 229ZM32 234V233H31ZM33 235V234H32ZM54 235V234H53ZM47 236H45V239L47 238ZM119 236V235H118ZM186 236H189V235H187L186 234ZM121 237V236H120ZM181 237V234H180V236H178V238H180ZM35 238V237H34ZM33 238V239H34ZM49 238V237H48ZM116 238V237H115ZM122 238V237H121ZM189 238H191V235H190V237ZM51 239H52V236H51ZM48 240V239H47ZM111 242L113 241L114 243L112 244V247H113V250H117V249H119L120 247H119V241H117V240H115L114 238H110L109 239ZM122 240V239H121ZM220 240V239H219ZM8 241H7V243H8ZM22 241H21V243H22ZM50 241V240H49ZM18 242V243H17ZM196 242H198V241H196ZM221 243H222V245L219 243V245L220 246H222L221 248H219V249H216V247H214V246H210L207 250L205 249V250H203V247H202V245H197V244H201V240L199 241V243H196V244H194V245H192L190 242H189V244H187V247L189 246V247H196V248H198L197 249V254L198 255H200V256H203V258H205V260H206V264H230V262H233L232 261V259L230 258V257H232V256H235V255H240V256H243L244 254H245V256L247 257H245V264H264V252H262V251H260L259 253V256H257V257H261L260 259L259 258H255L256 256H255V254H253V252L252 253H250V252H248V254L247 253H237V254H232V253H230L231 251H230V249H229V247H228V245H230V244H234L236 247H238L239 248V250L240 251H243V249H245L246 247H247V245L245 244V242L243 241V240H240V239H233V238H231L229 235L227 236H222V239H221V241H220ZM20 243V244H21ZM22 244V245H23ZM32 244H34V241L32 242L31 241V246H32ZM9 245V244H8ZM30 245H28V246H30ZM17 246V245H16ZM27 247V246H26ZM25 247V248H26ZM16 248V247H15ZM14 248V249H15ZM23 248V247H22ZM28 248V247H27ZM26 248V249H27ZM184 248V249H183ZM262 248V247H261ZM17 249H19V247L17 248ZM264 249V248H263ZM23 250V249H22ZM33 251H34V249H33ZM39 251V252H38ZM135 251V250H134ZM31 252V251H30ZM244 252V251H243ZM27 253H28V250H27ZM33 253V252H32ZM32 253H30V254H32ZM35 253V252H34ZM36 253H35V255L33 254V255H31L32 257L33 256H36ZM39 253V254H38ZM29 254V253H28ZM28 254H27V256H28ZM11 256V255H10ZM21 256H22V254H21ZM32 257H29L30 259H32ZM139 258L140 260H142L141 262H139V261H136V260H139V259H133V258ZM21 258V257H20ZM24 258H25V255H24ZM117 259V260H116ZM133 260V261H132ZM114 261V262H113ZM10 262H11V260H10ZM10 262L8 261V263L10 264ZM22 263V262H21ZM24 263V262H23ZM22 263V264H23ZM14 264H16V262L14 263ZM20 264V263H19ZM30 264V263H29Z\"/></svg>", "mask_w": 264, "mask_h": 264}]
</instances>
